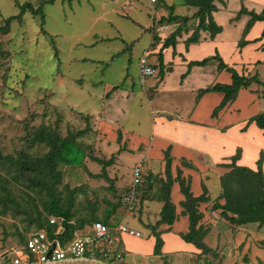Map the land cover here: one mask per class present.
Masks as SVG:
<instances>
[{
	"label": "rangeland",
	"instance_id": "1",
	"mask_svg": "<svg viewBox=\"0 0 264 264\" xmlns=\"http://www.w3.org/2000/svg\"><path fill=\"white\" fill-rule=\"evenodd\" d=\"M49 1L0 0V26L17 16L25 3L34 9L42 8L44 16L27 11L22 23L13 22L9 34H0V151L13 158L24 152L28 160H41L49 147L30 145L40 128L46 127L62 138L87 130L77 137L79 145L98 160L116 156L114 165L106 173L103 165L90 157L83 167L60 165L56 194L63 207L72 203L75 222H90L100 216L106 219L111 214L109 222L116 226L127 209L121 201L123 189L115 187L114 178L119 171L124 176L123 183L130 185L134 166L144 152H119L118 127H100L112 101L106 94L114 87H120L115 91L120 94L134 90V96L122 102L125 112L111 116L130 133L137 130V122L146 125L144 134L149 133L152 109L157 104L149 105L144 92L157 77L141 84L139 61L145 52L153 50V37L160 34L157 29L161 23L156 18L162 13L164 0ZM165 1L178 6L176 14L187 15L188 7L179 0ZM261 81L264 83V75ZM260 90L264 100L263 84ZM260 109L264 110V103ZM151 160L148 157L145 167L161 164ZM104 173L112 181L106 180ZM92 174L99 177L93 178ZM49 179L46 171L22 172L10 160L0 162V256L24 247L27 238L37 231L34 218L39 213L42 219L49 215L44 209L50 198L44 183ZM131 220L127 221L130 226ZM253 229L264 232V227L257 224ZM193 260L182 253L169 255L163 262L197 264Z\"/></svg>",
	"mask_w": 264,
	"mask_h": 264
},
{
	"label": "crops",
	"instance_id": "2",
	"mask_svg": "<svg viewBox=\"0 0 264 264\" xmlns=\"http://www.w3.org/2000/svg\"><path fill=\"white\" fill-rule=\"evenodd\" d=\"M179 1L182 6L188 7L186 16L176 14L178 6L176 7L174 3L170 5L164 0L162 13L156 20L168 17L167 7L174 6V16L189 17L190 21L187 24L182 21L159 24L157 32L160 34L157 36L160 41L154 45L153 40V50L148 51L154 56L150 57L155 70L152 78L155 75L157 77L153 83L147 80L149 85L144 92L149 105L157 104L152 109L149 133L147 135L143 133L146 125L143 126L140 122H137L135 127L137 130L130 133L119 124V120L111 116L113 113L125 112L122 102L129 101L135 94L134 90L132 93L128 90L121 91V94L112 93L109 97L112 101L108 106V115L100 124L101 128L110 130L113 124L118 127L117 132L121 131L118 137L120 142H117L121 146L119 152L121 150L131 153L137 150L144 152L142 159L135 166L144 159L146 164L148 157L161 163L158 167L155 164L145 167L144 164L143 177L151 176V179L144 186L146 201L141 203L143 209L132 214L124 209L123 219L117 223L127 225L141 233V237L113 231V238L117 241L114 243L115 249L123 253V259L121 261L111 259L107 262L164 264L163 259L169 255L183 253L191 255L197 264H264V232L255 231L254 224L234 226L221 216L220 210L213 209L216 203L225 202L219 200L222 194L221 177L229 172L226 165L232 163L231 158L236 156L239 150L240 157L236 164L255 171L258 169L257 162L261 153H264V130L255 122L249 121L264 113V110L260 109L264 103L261 99L260 85L253 83L249 88L241 89L237 98L214 116L215 109L221 105L225 95L211 92L199 96V93L217 84H232L231 73L219 69V60H211L205 66H193L189 70V65L193 62L218 56L226 66L236 70L239 75L248 78L256 76L261 81V76L264 75V22L256 21L244 35L251 16L239 14L243 8L248 12L263 13L264 0L216 2L217 11L212 17L222 31L215 37L208 31H201L199 41L189 47L186 46V42L199 25V19L194 18L197 8L184 5L183 0ZM178 28L181 34L176 39L175 47L162 49L165 40ZM242 40L249 44L240 47ZM160 53L163 56L162 61L159 59ZM161 72L163 77L160 75ZM160 94L163 97H160ZM112 136L115 138L116 133L113 132ZM166 153H169L171 158L170 173L174 183L171 187L170 201L176 207L177 218L171 226H160L158 231L163 232L161 238L164 245L162 254L155 255L156 239L151 227L161 220L165 205L160 180L167 181ZM179 172L186 183L190 184L194 197H201L207 190L208 202L201 203L199 207L203 214L199 226H202L205 232L203 243L209 249L207 252L181 237V234L189 233L190 221L183 215L182 203L185 196L180 183L176 181ZM117 173L114 178L115 187L118 190L123 189L124 195L131 184L123 183L124 176L119 171ZM117 213L115 217L118 216ZM131 218L133 223L130 226L127 221ZM100 219L105 218L100 216ZM81 230L82 233L89 232V229ZM128 258V262L125 263L123 260Z\"/></svg>",
	"mask_w": 264,
	"mask_h": 264
},
{
	"label": "trees",
	"instance_id": "3",
	"mask_svg": "<svg viewBox=\"0 0 264 264\" xmlns=\"http://www.w3.org/2000/svg\"><path fill=\"white\" fill-rule=\"evenodd\" d=\"M56 0H50L49 2H54ZM70 2L74 0H69ZM221 0H183V4L197 8V12L194 14V18L199 19V25L197 29L194 31L193 35L187 40L186 46L189 47L191 44L197 43L200 39L201 31H208L212 37H215L222 31V28L217 26L213 20V13L217 11V7L215 5L216 2ZM169 10L168 17H162L159 20V23H173L182 21V23L187 24L191 18L189 17H178L174 16L173 9L174 6L167 7ZM20 13L17 16H13L8 18L3 26H0V34H9L11 30V24L13 22H23V16L27 11H31L34 15L41 14L42 18H44L42 14V8L34 9L33 5L30 3H25L20 7ZM246 14L251 16V20L249 21L244 35L248 33L252 25L256 21L264 22V12L261 14H256L254 12H248L245 8L240 11L239 16ZM43 31V30H42ZM181 34L180 28H178L174 33H172L164 42L163 48H169L171 46L175 47V42L177 37ZM264 35V32H263ZM154 45L160 41L157 35L153 37ZM249 42L242 40L240 42V47H244L248 45ZM162 54H159V59L162 61ZM211 60H219V69L227 70L232 75V84L230 85H220L217 84L213 87H209L205 90H201L199 96H202L211 92H220L225 95L223 102L219 107H217L214 111V116L217 115L219 111H221L228 103L234 101L237 98L239 91L243 88H249L253 83L264 85L256 76L255 77H245L238 74V72L232 68L226 66L223 61L218 57L208 58L200 62H193L189 65V70L193 66H205ZM160 75L163 77V73ZM120 87H114L110 92L107 93L106 97L109 98L112 93L119 90ZM89 117V116H87ZM255 122L256 125L264 130V113L257 115L252 118L249 123ZM89 129V128H88ZM85 131H80L76 134H70L66 138H62L59 134L54 133L47 129L46 127L40 128L31 138L30 145L35 144H45L49 147L48 153L41 160L31 159L24 152L19 154L17 158H13L11 156H4L0 151V162H5V160H10L12 164H17L19 169L22 172L25 171H35L42 173L46 171L47 175L50 176V179L47 183H44V187L49 193V200L44 203V209L48 212V216L45 219L40 218L39 216L34 218L36 221V228L38 230L42 229H51L50 228V218L51 217H63L66 220V238L71 239L73 234L77 230H81L84 226L90 225L96 221H102L107 224L110 228H113L114 225L110 224V216L107 215L105 220L94 219L93 221L82 220L80 222H75L74 215L72 214L71 208L72 203L70 202L68 207H63L60 202V198L56 194V182L58 167L65 166L67 168H79L85 165L86 160L90 157V160L93 162L99 163L103 165L104 171L108 167L114 165V161L116 156L112 157L109 160H98L93 158V156H89L88 150L84 148V146H80L77 137H81L86 133ZM240 157V150L231 158L232 163L226 165L229 169V172L221 177V187L222 194L219 200H224V204H220L219 202L213 206L214 210H220L221 216L228 221L230 224L234 226H244L248 224H257L259 227H264V173H263V163H264V153H261V157L257 162L258 169L252 170L247 167L238 166L236 163ZM166 174L167 181H161L162 184V194L163 201L165 203L162 213L161 220L157 222L156 225L152 226V233L156 239L155 246V255L162 254V247L164 242L161 238L162 231H158L161 225H173L176 221V207L170 201V193L171 187L174 183V180L171 177L170 168H171V158L169 153H166ZM103 174L106 180L112 181L111 178L107 174ZM93 178H98V175H91ZM151 179V176H144L143 181L138 190V201L139 208L137 212H141L143 209L141 207V203L146 201V193H145V183ZM159 179V178H158ZM180 183L182 193L185 196V201L182 203V207L184 209L183 215L189 218V233L181 234L183 240L188 243L194 244L197 248L202 249L204 252L209 251V249L204 245L203 238L205 236V232L203 231V227L199 226L200 222L203 219V214L200 212L199 207L201 203L208 202L207 190H205L204 194L201 197H194L191 193L190 184L186 183V181L181 177V172H179L178 178L176 179ZM77 191V188L73 190ZM121 201L123 203V194L121 195ZM121 203V204H122ZM124 206V203H123ZM115 214V213H114ZM27 240L25 241L26 244ZM264 243V242H263ZM24 244V245H25Z\"/></svg>",
	"mask_w": 264,
	"mask_h": 264
},
{
	"label": "built area",
	"instance_id": "4",
	"mask_svg": "<svg viewBox=\"0 0 264 264\" xmlns=\"http://www.w3.org/2000/svg\"><path fill=\"white\" fill-rule=\"evenodd\" d=\"M150 56L151 53L145 52L139 61L141 84H145L155 73ZM145 162L144 159L134 167L133 181L127 193L123 195V203L131 214L140 206L137 195L143 181ZM49 223L51 229L36 231L27 238L24 247L1 255L0 264H58L76 260L104 263L111 259L121 261L123 253L115 249L114 243L117 241L112 232L141 237V233L127 225L119 224L116 228H110L104 222L96 221L84 227L89 229V232L82 233V230H77L71 239H67V222L63 217H51Z\"/></svg>",
	"mask_w": 264,
	"mask_h": 264
},
{
	"label": "water",
	"instance_id": "5",
	"mask_svg": "<svg viewBox=\"0 0 264 264\" xmlns=\"http://www.w3.org/2000/svg\"><path fill=\"white\" fill-rule=\"evenodd\" d=\"M58 264H105V263H103V262L76 260V261L62 262V263H58Z\"/></svg>",
	"mask_w": 264,
	"mask_h": 264
}]
</instances>
